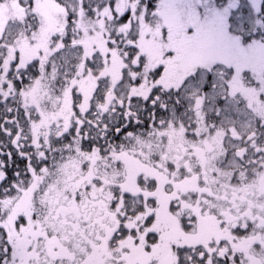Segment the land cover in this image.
I'll return each instance as SVG.
<instances>
[{
    "label": "snow or ice",
    "instance_id": "obj_1",
    "mask_svg": "<svg viewBox=\"0 0 264 264\" xmlns=\"http://www.w3.org/2000/svg\"><path fill=\"white\" fill-rule=\"evenodd\" d=\"M0 264H264V0H0Z\"/></svg>",
    "mask_w": 264,
    "mask_h": 264
}]
</instances>
